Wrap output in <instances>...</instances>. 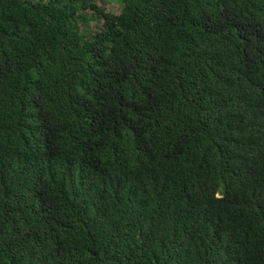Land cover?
Masks as SVG:
<instances>
[{
    "label": "trees",
    "instance_id": "1",
    "mask_svg": "<svg viewBox=\"0 0 264 264\" xmlns=\"http://www.w3.org/2000/svg\"><path fill=\"white\" fill-rule=\"evenodd\" d=\"M116 3L0 0V264H264V0Z\"/></svg>",
    "mask_w": 264,
    "mask_h": 264
},
{
    "label": "rangeland",
    "instance_id": "2",
    "mask_svg": "<svg viewBox=\"0 0 264 264\" xmlns=\"http://www.w3.org/2000/svg\"><path fill=\"white\" fill-rule=\"evenodd\" d=\"M95 1L99 6L103 7L106 11H110L113 13H119L120 7L116 3V0H93ZM92 28L95 30L97 28L96 23H91Z\"/></svg>",
    "mask_w": 264,
    "mask_h": 264
}]
</instances>
